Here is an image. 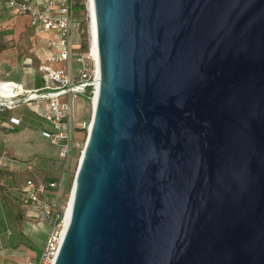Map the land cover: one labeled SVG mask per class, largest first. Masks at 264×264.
<instances>
[{"label":"water","instance_id":"1","mask_svg":"<svg viewBox=\"0 0 264 264\" xmlns=\"http://www.w3.org/2000/svg\"><path fill=\"white\" fill-rule=\"evenodd\" d=\"M99 85L54 264H264V0H92Z\"/></svg>","mask_w":264,"mask_h":264},{"label":"built area","instance_id":"2","mask_svg":"<svg viewBox=\"0 0 264 264\" xmlns=\"http://www.w3.org/2000/svg\"><path fill=\"white\" fill-rule=\"evenodd\" d=\"M2 1L15 12L27 14L31 28L37 34L48 35V46L58 44V50L48 57V64L40 67L43 86L28 89L22 82L6 81L12 94V101L7 107L32 104L46 123L42 135L56 146L61 160L59 173L50 180L38 177L32 161H22L30 175L18 189L20 201L47 220L50 230L41 253L17 264H54L65 227V206L68 201L64 203L63 198L71 168V156L79 144V133L87 128L86 120L78 115L77 96L79 94L86 97L89 88L87 97L93 101L98 86L96 57L91 48L88 53L75 50L83 33L82 29L79 30V22L75 20V4L78 0ZM52 34H56L55 40ZM13 122L18 123L19 120L13 119ZM5 159L6 154L0 155V166Z\"/></svg>","mask_w":264,"mask_h":264},{"label":"rangeland","instance_id":"3","mask_svg":"<svg viewBox=\"0 0 264 264\" xmlns=\"http://www.w3.org/2000/svg\"><path fill=\"white\" fill-rule=\"evenodd\" d=\"M83 1L85 9H75V17L80 21L79 30H83L75 50L88 53L91 48L90 11L88 0ZM52 38L56 39L55 37ZM6 47L13 48V52L18 58V63L24 64L26 61L39 69L41 65L48 64L47 56L52 53V48L45 46L39 34L31 29L26 22L20 21L19 13L17 14L10 10L8 12V10L0 7V51ZM89 91L88 88L87 96ZM87 96L86 99L82 95L78 94L77 96V110L82 111V117L87 122V128L80 133L82 137H79V144L71 156V168L64 192V203L69 199L82 150L88 137V126L92 119V100ZM6 107L7 105L0 106V108ZM21 149L22 146L16 142L12 152L19 155L18 150ZM39 149L42 150V153L32 157L34 171L39 178L50 180L59 173L61 160L58 157L56 146L49 139L41 138L39 140ZM8 163L9 160L5 159L0 166V250L3 251L6 264H17L21 261H18V259L22 256L29 258L38 256L41 253L50 230V224L35 209L29 205L22 204L21 201H17L16 196L13 194V188H21L30 172L24 165L12 164L9 167ZM4 175L9 177L5 176L7 177L5 178ZM41 220L45 224L47 232H45V229L35 226L34 223ZM33 228L34 232L31 237H26L23 230L28 232V230Z\"/></svg>","mask_w":264,"mask_h":264},{"label":"crops","instance_id":"4","mask_svg":"<svg viewBox=\"0 0 264 264\" xmlns=\"http://www.w3.org/2000/svg\"><path fill=\"white\" fill-rule=\"evenodd\" d=\"M0 7L8 10V12L9 10L15 12L11 8H8L2 0H0ZM19 16L20 21L22 20L23 22H26L31 28L29 16L27 14H19ZM39 36L43 39L45 46H48L46 41L48 35L39 34ZM52 37L57 38L56 34H52ZM50 48H52L51 52H54L55 50H58V44L55 43L54 46ZM13 51V48L10 47L3 48L0 51V81H19L28 89L43 86L44 80L42 77V71L32 64H28L26 61L24 64L18 63V58ZM48 57L49 55L47 56V60ZM55 66H59V64H55ZM13 119H18L19 122L14 123ZM45 128V121L30 103H22L13 108H0V155L6 154L7 160H9V167H11L12 164L22 166L23 164H21V162L24 160L34 162L32 160L33 155L36 156L37 154L42 153V150L39 149V140L44 137L42 131ZM16 142L22 146V149L18 150L19 155L12 152V148ZM5 176L9 177L8 175H4V177ZM13 189V194L16 196L17 201L20 202L21 195L19 194V188ZM34 224L37 228L39 226L42 229H47L42 220ZM33 232L34 228L28 230V232H24L23 230L26 237H31ZM45 232H47V230ZM3 255V251L0 250V264H6ZM26 258L27 256H22L18 261H22Z\"/></svg>","mask_w":264,"mask_h":264},{"label":"bare ground","instance_id":"5","mask_svg":"<svg viewBox=\"0 0 264 264\" xmlns=\"http://www.w3.org/2000/svg\"><path fill=\"white\" fill-rule=\"evenodd\" d=\"M88 5H89V11H90V16H89V26H90V33H91V49L96 57V64H97V80L96 83L99 85V68H98V56H97V46H96V28H95V19H94V13H93V2L92 0H88ZM7 80H2L0 83V105H8L12 101V94H11V88L9 84L6 82ZM97 92H95L93 101H92V107L94 108L95 101L97 99ZM92 108V110H93ZM93 114V113H92ZM92 120V119H91ZM91 123V121H90ZM74 184V182H73ZM72 194H73V186L71 193L69 195L68 203L65 206V217H64V225L66 224V219L67 216L70 212V207L72 203ZM32 226H34L33 223H31Z\"/></svg>","mask_w":264,"mask_h":264},{"label":"trees","instance_id":"6","mask_svg":"<svg viewBox=\"0 0 264 264\" xmlns=\"http://www.w3.org/2000/svg\"><path fill=\"white\" fill-rule=\"evenodd\" d=\"M75 9H85V3H84V1L83 0H78L77 2H76V4H75ZM75 20H76V22H80L78 19H76L75 18ZM85 99H86V97H85ZM78 115L79 116H82V111L80 110V111H78ZM85 131V130H84ZM84 131H82V132H84ZM81 133V132H80ZM79 133V137H82L81 135L82 134H80Z\"/></svg>","mask_w":264,"mask_h":264}]
</instances>
